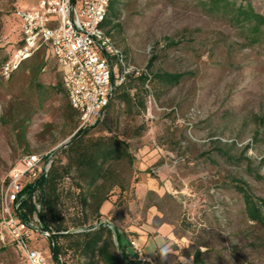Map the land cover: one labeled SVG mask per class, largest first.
Masks as SVG:
<instances>
[{"label": "rangeland", "instance_id": "374dc122", "mask_svg": "<svg viewBox=\"0 0 264 264\" xmlns=\"http://www.w3.org/2000/svg\"><path fill=\"white\" fill-rule=\"evenodd\" d=\"M40 1L0 0V216L11 170L28 154L52 153L54 163L65 164V144L79 132L68 98L52 88L59 81L54 58L40 72V86L28 72L31 61L9 78L1 73L23 39L17 10ZM230 1L264 16V0ZM118 2L112 36L126 64L144 68L156 58L153 73L184 77L177 86L155 81L150 111L114 103L108 122L120 118L114 134L129 143L133 165L121 162L124 189L113 188L89 223L124 233L123 244L133 256L140 250L135 259L142 264H195L199 249L204 264H264V231L247 220L236 188L248 186L264 199V40L249 46L229 17L203 0ZM89 132L110 135L101 124ZM76 182L73 172L71 194ZM74 197L66 196L67 207ZM114 242L122 258L116 236ZM34 245L52 256L49 240L37 237ZM16 249L0 226V264H21ZM65 259L105 264L71 249Z\"/></svg>", "mask_w": 264, "mask_h": 264}, {"label": "trees", "instance_id": "16d2710c", "mask_svg": "<svg viewBox=\"0 0 264 264\" xmlns=\"http://www.w3.org/2000/svg\"><path fill=\"white\" fill-rule=\"evenodd\" d=\"M203 1L210 6V11L223 13L228 16L230 22L238 28L249 46H254L264 40V16L257 13L251 5H238L230 0ZM118 3V0L111 1L105 22V32L112 40V29L119 27L114 21L118 17ZM121 53L125 60L124 53L122 51ZM13 57L14 55L2 65L1 73L3 76L5 65ZM48 59V51L46 48H42L31 59L22 62L10 77L22 69L25 63L31 61L27 67L28 72L33 77V81H37V85L40 86L38 77L40 72L46 71L49 63ZM155 59L151 58L144 68L136 67L137 70H142L139 75L136 70L124 74V68L118 65V71L113 79V94L105 109L103 118L94 126L79 130L64 149L66 163H54L53 160L47 178L38 180L37 199L41 204L40 218L45 229L52 233L51 243L53 244L51 249L56 261L55 264H68L65 254L70 249L76 252L79 251L85 258L99 257V260L105 264H142L141 261L135 259L138 255L137 252L135 256L129 252L130 244H123L122 238L124 236L127 237L124 233L112 230L107 224L95 227L101 220H97L94 224L89 223V220L90 217L98 218L100 216L101 208L109 200V192L113 188L124 189L122 172L118 170L121 162L124 161L129 166L133 165L129 143L114 134L120 118L116 116V122L113 126L108 122L115 113L114 103L116 101L123 103L129 112H134L136 109L145 110L147 109L149 96L151 94L155 96V81L177 86L184 77L183 74L179 73L162 71L153 73L152 68ZM117 62V59L113 58V64ZM129 66V64H126V67ZM55 70H58L57 65ZM52 88L68 98V108L80 120L79 112L70 104L60 72L59 81ZM74 116L72 115L71 119ZM98 124H101L103 130L110 135L91 137L89 131ZM73 172L78 177L77 187L72 188L73 192L77 191V194H71L72 192L67 189L68 180ZM258 178L264 180L260 176ZM236 188L242 196L247 220L264 231V199L257 197L248 186L237 185ZM68 195L75 196L73 198L75 202L71 204V207H67L65 201ZM87 208L91 210L90 214L86 212ZM24 209V217L31 218L35 212V206L30 202H26L24 203ZM67 211L71 212L69 214L73 227H70L67 223ZM72 211L75 212L72 213ZM114 236L117 237L122 258L117 254ZM63 242L67 244V247L64 246ZM17 252L20 256L21 264H26L23 256L18 250ZM203 255L204 252L200 249L197 250L193 254L194 263L204 264Z\"/></svg>", "mask_w": 264, "mask_h": 264}, {"label": "built area", "instance_id": "2783aa9c", "mask_svg": "<svg viewBox=\"0 0 264 264\" xmlns=\"http://www.w3.org/2000/svg\"><path fill=\"white\" fill-rule=\"evenodd\" d=\"M112 0H41L25 10H17L21 22L22 43L11 61L5 65L6 78L34 54L46 48L63 78L71 106L80 114L79 130L98 123L104 115L114 90V76L118 65L124 74L133 70L126 67L124 56L105 32V22ZM113 58L117 63L113 64ZM155 96L148 98L149 105ZM149 110V107L147 109ZM54 154H28L20 166L11 170L2 191L0 226L21 252L26 264H55L34 245L37 237L49 240L40 218L38 180L47 178ZM35 206L30 218L24 217V203ZM106 225L100 222L99 225ZM132 245L137 248L135 242ZM140 251L138 248L136 250ZM52 252V249H51Z\"/></svg>", "mask_w": 264, "mask_h": 264}, {"label": "water", "instance_id": "95a60500", "mask_svg": "<svg viewBox=\"0 0 264 264\" xmlns=\"http://www.w3.org/2000/svg\"><path fill=\"white\" fill-rule=\"evenodd\" d=\"M70 141H71V140H70ZM70 141L66 142V144H65V147H67V146H68V144L70 143Z\"/></svg>", "mask_w": 264, "mask_h": 264}]
</instances>
